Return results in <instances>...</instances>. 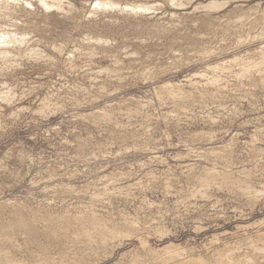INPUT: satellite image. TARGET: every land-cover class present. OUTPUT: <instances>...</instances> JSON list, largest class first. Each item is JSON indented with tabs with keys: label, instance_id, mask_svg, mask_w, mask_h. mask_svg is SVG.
<instances>
[{
	"label": "rangeland",
	"instance_id": "1",
	"mask_svg": "<svg viewBox=\"0 0 264 264\" xmlns=\"http://www.w3.org/2000/svg\"><path fill=\"white\" fill-rule=\"evenodd\" d=\"M48 3H0V264H264V0Z\"/></svg>",
	"mask_w": 264,
	"mask_h": 264
},
{
	"label": "bare ground",
	"instance_id": "2",
	"mask_svg": "<svg viewBox=\"0 0 264 264\" xmlns=\"http://www.w3.org/2000/svg\"><path fill=\"white\" fill-rule=\"evenodd\" d=\"M10 1H12V2L14 3L15 1H19V0H0V3H9ZM38 1H40V2L42 3V5L44 4V5H46V6H49L48 0H38ZM52 1H53V0H52ZM176 1H177V0H176ZM101 3H102V2H101ZM101 3H100V4H101ZM105 4H106V6H107V4H109V3H105ZM59 5H60V4H59ZM50 6H51V5H50ZM50 6H49V8H50ZM102 6H103V3H102V5H101L100 7H102ZM104 6H105V5H104ZM110 6L112 7V8L109 7L110 9H114L113 6H115V8L117 9V7H116L117 5H111V3H110ZM58 7H59V6H58ZM105 8H106V7H105ZM131 8H132V7H131ZM132 9H133V8H132ZM5 10H6V9H5ZM97 11H98V10H97ZM134 12H135V11H134ZM97 13H98V12H97ZM93 14H94V13H93ZM7 21H8V20H7ZM1 31H2V30H1ZM2 32H3V31H2ZM9 33H10V32H9ZM8 35H9V34H8ZM11 35H14V34H11ZM14 36H15V35H14ZM17 37H18V36H17ZM17 37H16V38H17ZM14 38H15V37H14ZM16 38H15V39H16ZM19 38H20V37H19ZM21 38H22V39H21ZM21 38H20L21 40H24L23 36H22ZM9 39H11L10 36H7L6 33H4V34L1 33V34H0V43H1V41H2V44H0V45H3V42L6 43ZM15 39L12 38V40H15ZM16 40H17V39H16ZM16 42H18V41H16ZM7 43H8V42H7ZM11 43L13 44L14 42H11ZM22 43H23V42H22ZM16 44H17V43H16ZM4 46H7V47H8L9 45H7V44L5 45V44H4ZM4 46H3V47H4ZM3 47L1 46V49H2ZM5 48H6V47H5ZM3 51H4V50H3ZM35 55H36V54H35ZM73 58H74V57H73ZM72 71H73V70H72ZM11 99H12V98H11Z\"/></svg>",
	"mask_w": 264,
	"mask_h": 264
}]
</instances>
